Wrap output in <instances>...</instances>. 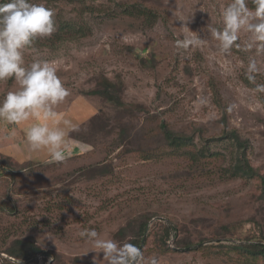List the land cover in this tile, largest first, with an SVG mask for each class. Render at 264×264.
<instances>
[{"label": "rangeland", "instance_id": "1", "mask_svg": "<svg viewBox=\"0 0 264 264\" xmlns=\"http://www.w3.org/2000/svg\"><path fill=\"white\" fill-rule=\"evenodd\" d=\"M43 2L55 13V31L35 47L57 64L69 91L57 118L77 129L57 162L32 152L25 133L35 118L0 119V264L18 260L8 249L20 240L42 251L21 264H93L95 252L81 255L91 245L80 230L123 243L145 220L140 248L160 264H264L229 247L264 242V93L243 75L254 52L222 54L201 31L229 0ZM132 5L149 7L156 19L125 14ZM187 28L203 43L177 50ZM256 59L264 65V55ZM15 86L0 81V100ZM162 122L189 139L169 147ZM231 131L246 142L254 177L232 176ZM198 151L207 156L195 162ZM164 224L176 227L165 242Z\"/></svg>", "mask_w": 264, "mask_h": 264}, {"label": "clouds", "instance_id": "2", "mask_svg": "<svg viewBox=\"0 0 264 264\" xmlns=\"http://www.w3.org/2000/svg\"><path fill=\"white\" fill-rule=\"evenodd\" d=\"M251 3L252 7H249ZM55 13L43 0H0V81L14 79L15 87L0 100V119L9 124H19L30 117L36 119L26 130V140L33 153L45 151L54 161H63L69 155L68 137L77 125L69 119H58L56 107L69 95L62 79L57 75L56 63L39 55L35 47L38 39L55 31ZM187 28L175 39L177 50L199 47L203 40L199 35H189ZM201 31H207L217 42L222 54H230L233 48L242 52H254L244 67L243 75L255 85L257 93H264V83H257V75L264 74V65L256 57L264 55V0H229L219 11L216 23H207ZM194 32V31H192ZM241 33L246 34L241 38ZM31 54L30 61L25 60ZM203 102V101H202ZM236 105L230 104L227 111ZM53 121L49 126L48 121ZM79 238L95 252L93 264H160L157 256L145 257L141 248L131 242L118 243L105 238L94 228L78 232ZM103 253V259L98 255ZM13 264H21L14 260Z\"/></svg>", "mask_w": 264, "mask_h": 264}, {"label": "trees", "instance_id": "3", "mask_svg": "<svg viewBox=\"0 0 264 264\" xmlns=\"http://www.w3.org/2000/svg\"><path fill=\"white\" fill-rule=\"evenodd\" d=\"M131 9L129 10L128 7L124 8V13L129 14L136 17H144L145 20L153 21L156 18V13L152 11L149 7H136V5L130 6ZM134 10V11H133ZM82 29V28H81ZM99 93L98 90H94L93 93ZM104 93L106 96L110 97V92L106 89V92ZM162 133L164 137L166 138L168 142V146H176L180 147L183 146L187 139H189L185 134H182L181 132H176L170 129L164 122L161 123L160 126ZM229 138H231L237 145V155H236V162L234 165V169L232 172V176H244V177H254L256 175V170L250 165L247 155H246V142L241 140L239 135L235 133V131H231L229 134ZM207 154L205 152L198 151L194 157L192 158L193 161H202L204 157H206ZM147 226V220L144 222L142 221L138 227V230L132 235L130 240L128 242H131L133 244H136L138 247H141V243L144 232L146 231ZM170 230H173L176 232V227L169 226L167 224L163 225V234L162 237L165 241L169 238ZM217 247L222 248L225 247L224 244L218 242L217 244L214 243ZM227 246V245H226ZM231 248L238 250L241 252L243 256H249V257H257L261 256L264 257V242H243V243H236V244H230ZM42 252L38 246L28 244L25 241H19L17 244H13L10 249H8V254L16 259H29L34 257L37 253Z\"/></svg>", "mask_w": 264, "mask_h": 264}, {"label": "crops", "instance_id": "4", "mask_svg": "<svg viewBox=\"0 0 264 264\" xmlns=\"http://www.w3.org/2000/svg\"><path fill=\"white\" fill-rule=\"evenodd\" d=\"M2 147V146H1Z\"/></svg>", "mask_w": 264, "mask_h": 264}, {"label": "water", "instance_id": "5", "mask_svg": "<svg viewBox=\"0 0 264 264\" xmlns=\"http://www.w3.org/2000/svg\"><path fill=\"white\" fill-rule=\"evenodd\" d=\"M13 260V259H12Z\"/></svg>", "mask_w": 264, "mask_h": 264}]
</instances>
